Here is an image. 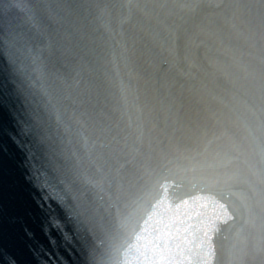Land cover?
Segmentation results:
<instances>
[{
  "label": "clouds",
  "instance_id": "clouds-1",
  "mask_svg": "<svg viewBox=\"0 0 264 264\" xmlns=\"http://www.w3.org/2000/svg\"><path fill=\"white\" fill-rule=\"evenodd\" d=\"M214 15L212 29L226 54L202 67L199 75L181 73L176 104L189 123L207 122L224 130L237 161L243 158L236 179L251 194L236 220L215 240L209 235L204 260L264 264V0H221ZM141 23L129 13L126 22L113 26L106 0H32L27 17L15 0H0V101L11 98L17 113L9 119L4 109L0 128L31 146L35 168L40 151L53 170H70L68 160L60 158L56 134L29 119L34 81L27 61L42 59L48 65L61 93L73 102L66 108L68 119L83 127L117 81L122 83L118 57L125 67L134 58L148 80L167 71L170 50L145 40L138 31ZM68 216L78 229L76 212ZM78 239L79 245L63 238L72 249L70 264H92L81 233Z\"/></svg>",
  "mask_w": 264,
  "mask_h": 264
},
{
  "label": "snow or ice",
  "instance_id": "snow-or-ice-1",
  "mask_svg": "<svg viewBox=\"0 0 264 264\" xmlns=\"http://www.w3.org/2000/svg\"><path fill=\"white\" fill-rule=\"evenodd\" d=\"M0 107L16 119L15 102L11 98L0 101ZM3 138L10 139L25 157L26 180L39 193L33 195V211L37 214L40 233L56 232L66 242L80 244V233L63 210V198L55 194L48 181L38 179L41 172L30 159L31 146L14 131L0 128V140ZM220 218L219 206L210 194L196 193L183 199H171L164 194L145 208L139 222L129 223L123 243L115 247V252L122 256L120 264H206L208 237ZM19 219L5 205L0 175V235ZM24 233L29 239L37 235L28 227Z\"/></svg>",
  "mask_w": 264,
  "mask_h": 264
},
{
  "label": "water",
  "instance_id": "water-1",
  "mask_svg": "<svg viewBox=\"0 0 264 264\" xmlns=\"http://www.w3.org/2000/svg\"><path fill=\"white\" fill-rule=\"evenodd\" d=\"M126 22L128 14L142 23L138 31L156 47L170 50L167 70L179 81L199 75L202 67L226 54L213 32L221 0H106ZM223 133L224 130L218 127ZM229 140L228 136L225 135Z\"/></svg>",
  "mask_w": 264,
  "mask_h": 264
}]
</instances>
